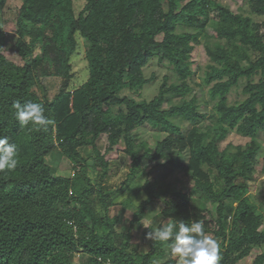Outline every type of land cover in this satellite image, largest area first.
I'll use <instances>...</instances> for the list:
<instances>
[{
  "label": "trees",
  "instance_id": "trees-1",
  "mask_svg": "<svg viewBox=\"0 0 264 264\" xmlns=\"http://www.w3.org/2000/svg\"><path fill=\"white\" fill-rule=\"evenodd\" d=\"M11 1L0 0L2 17L12 10ZM21 1L15 12L20 63L5 56L0 25V138L7 137L18 151L17 167L0 171V264H73L71 255L77 252L84 255L83 264H156L165 256L161 264H176L167 244L146 239L149 229L143 240L148 253L133 244L135 230L162 196L149 179L142 187L147 199L126 233L116 229L120 217L110 216L115 194L126 184L107 183L105 153L121 142L106 122L114 113L125 123L131 166L147 160L167 169L187 160L184 168L193 185L189 192L171 193L155 216L158 227L199 220L220 246V264H264V213L251 193L262 150L258 135L264 131V20L251 15L264 17V0H241L250 15L234 9L231 0H81L78 13V0ZM182 26L196 32L172 37ZM203 37L217 42L205 44L211 63L198 84L192 54ZM81 40L89 74L74 86L73 58ZM154 60L173 73L164 76L159 93L147 101L143 91L158 72L147 76L145 69H152ZM50 77L62 80L52 98L43 81ZM241 78L249 80L245 98L230 103ZM194 85L211 86L212 95L220 97L211 110H201L209 105L204 97L189 98ZM169 95L179 96L182 104L169 105ZM16 101L42 104L53 123L46 130L22 127ZM174 116L189 128L176 126L170 120ZM148 123L166 134L154 148L136 137ZM232 133L247 143L222 149L221 142ZM103 134L109 141L104 154L97 145ZM90 148L93 154L85 155ZM56 151L70 162L72 174H58L49 163ZM92 160L95 183L89 175ZM258 250L263 251L251 262ZM148 255L151 260L145 263Z\"/></svg>",
  "mask_w": 264,
  "mask_h": 264
},
{
  "label": "rangeland",
  "instance_id": "rangeland-1",
  "mask_svg": "<svg viewBox=\"0 0 264 264\" xmlns=\"http://www.w3.org/2000/svg\"><path fill=\"white\" fill-rule=\"evenodd\" d=\"M21 0H14L8 4V8L12 7V10L6 12L2 17L0 15V25H4L5 31V56L13 61L14 63H20L21 58L18 56L15 43L18 40V36L16 34V16L15 12L18 6H21ZM232 6L238 12L243 13L245 15H250L248 5H244L241 0H231ZM77 13L83 6V2L81 0L77 1ZM242 6V7H241ZM241 7V8H240ZM165 8L167 10V5L165 4ZM255 21H263L264 17H257L251 15ZM6 21V22H5ZM211 33V28L209 29ZM196 31L189 27V26H182L176 30V32L171 33L172 37H182L186 34L195 33ZM207 43H216V39H208L203 37L201 39L200 45H195V50L192 54L193 59V69L196 72L194 76V81L196 83H203V79L205 77V72L207 70V66L211 63L210 58L206 54L205 44ZM222 45H225L224 41H220ZM87 46L81 40L80 41V48L78 53L73 58V72L75 73V78L73 85L79 86L83 82H85L88 78V72L86 71V60H85V52ZM155 61V60H154ZM166 66H159L157 61H155V65L152 69H145V73L147 76L151 75L152 71H157L158 79L155 82L147 85L143 91V99L150 101L153 99L158 93L162 83V79L165 75H172L173 71L170 69L165 68ZM46 88L49 91L50 97H54L55 94L58 92L62 80L57 77H50L43 80ZM174 82V78L171 77L170 81L168 82L171 84ZM249 80L247 78H241L238 84L233 88V91L229 95V102L234 103L235 101H242L245 96L243 95V90L248 85ZM194 91L189 96L191 98L194 95L199 97H204L206 101L209 102L208 107L202 106L201 110H211L212 107L220 100V97L213 96L211 91V86H200L194 85ZM128 95L134 97V95L130 94L126 91ZM137 98V97H135ZM167 102L169 105H181L183 100L179 96L169 95L167 98ZM170 120L178 127H180L183 131H186L189 128V124L182 121V119L178 116L171 117ZM106 122L113 132H117L121 137V142L118 144L114 151L108 152L107 154L106 149L109 146L108 136L103 134L97 141V145L101 151V153H105L106 156V163L109 167V180L108 184L113 187L119 188L122 183H126L123 187L122 192H118L115 194L114 203L116 204L110 210L111 217H120L121 221L117 225L116 229L120 233H126L131 224V220L133 218L134 213L137 212L139 206L147 199V194L143 191V184L145 183L146 179H149L156 190L162 194L161 198L157 201L152 203L149 207V211L143 220L142 224L143 227L139 230H135L134 237H133V244L138 245V250L143 251L144 253H148L149 245L148 243L144 242V232L148 230L144 227V225H149L151 228H158V221L156 220L157 212H161L165 209L166 203L168 198L170 197L171 193L175 191H183L189 192L193 181L191 176L185 170V163L186 158L184 157L182 163L173 162L171 166L167 169H163L158 164L151 162V161H144L138 162L135 165L131 166V160L127 156V145L125 143V123L123 118L115 114L111 117L106 119ZM166 136L165 133H162L157 126H154L150 123L146 124L143 128L136 131V137L139 141H146L150 144L151 148L155 147V144L158 140L164 139ZM259 141L262 143V150L258 156V163H257V172L258 176L256 181L252 183L251 193L254 196V200L260 204V209L264 213V131H261L258 135ZM214 141V136H210L209 142L210 144ZM247 139L240 137L239 135L232 133L227 136V138L221 142V148L224 149L227 145L232 144L233 147L245 145L247 143ZM93 154L92 149H88L84 151V154ZM49 163L57 170L58 174L66 175L72 174L71 172V164L70 162L62 157V155L56 151L48 158ZM163 161V160H162ZM161 161V162H162ZM93 160L90 161L91 167L89 168V175L92 178L93 183L97 180V171L93 169L92 164ZM97 163V162H96ZM155 168V170H152ZM130 172H133L135 176L132 178ZM223 183L222 181L218 182V185L221 186ZM263 204V205H262ZM214 210L215 208H211ZM264 229V221L263 227ZM151 231V229H149ZM168 255L170 253V248L168 245H164ZM263 250H258L254 252V255L251 262L255 258L257 254H260ZM168 259L167 256L158 259L156 264H161ZM151 260V256L148 255L145 259V263H148ZM71 262L73 264H83L84 263V255L82 252H77L76 254L71 255Z\"/></svg>",
  "mask_w": 264,
  "mask_h": 264
},
{
  "label": "clouds",
  "instance_id": "clouds-1",
  "mask_svg": "<svg viewBox=\"0 0 264 264\" xmlns=\"http://www.w3.org/2000/svg\"><path fill=\"white\" fill-rule=\"evenodd\" d=\"M17 121L22 127L36 126L37 130H46L53 123L46 117L45 108L40 103L13 104ZM18 164V151L15 144L7 137L0 138V171L14 170ZM146 239L165 243L170 248V254L176 258V264H220V246L211 238L199 220L185 223L183 220L162 224L151 228ZM170 242V243H169Z\"/></svg>",
  "mask_w": 264,
  "mask_h": 264
}]
</instances>
